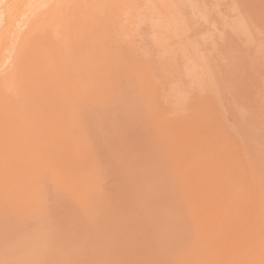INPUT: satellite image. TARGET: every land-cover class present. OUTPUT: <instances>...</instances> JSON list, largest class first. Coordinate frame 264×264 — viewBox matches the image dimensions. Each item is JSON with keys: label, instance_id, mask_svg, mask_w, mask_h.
I'll use <instances>...</instances> for the list:
<instances>
[{"label": "rangeland", "instance_id": "rangeland-1", "mask_svg": "<svg viewBox=\"0 0 264 264\" xmlns=\"http://www.w3.org/2000/svg\"><path fill=\"white\" fill-rule=\"evenodd\" d=\"M99 1L101 2L99 3ZM99 1L95 0V3L94 0L90 2H88V0H0V16H2V23H0V41L2 40L0 42V109L2 108L0 110V146L2 145V147H0V158H2L0 160V183H2L0 185L2 186L0 188V251H3L0 252V264H51L53 262L54 264L63 262H65L63 264H68V262L71 261L70 259L75 255L77 258L74 257L70 264H72V262L73 264H82L84 262V264H87V262L93 264L91 262L94 261L96 264H139V261L140 264H264V0ZM92 3L95 4L92 5ZM257 3L259 4L257 5ZM95 5L97 10L94 8ZM77 6H79L80 9H78ZM87 6L89 7L88 10L85 9ZM75 7L79 11H73ZM91 7L94 8L92 11ZM229 7H231V10ZM83 9L84 11H82ZM84 13L87 15H84ZM70 14H73V16L68 17ZM83 15L85 19H83ZM11 17L13 18L10 19ZM80 18H82V20ZM4 20L7 21L3 23ZM70 20L79 21V24L78 22L77 24L73 22L77 26L74 27L75 25H73V28H71L70 25L73 23L71 24ZM85 20L87 21L85 22ZM79 34L80 36H78ZM78 38L79 42L77 40ZM5 108H7V110H5L6 112L3 110ZM133 110L137 112L136 115ZM122 112H125L123 113L125 115L128 113L126 117H130V120L134 117L132 119L134 126L132 121L131 123L130 121H126L127 125L130 123L129 126L126 124L124 125L122 119L126 120L127 118L123 116ZM130 114L131 116H129ZM132 114L134 116H132ZM155 114L157 116L159 114V118L155 116V119L158 118L160 120L157 119L155 121ZM145 116L150 117L146 118ZM112 117L118 119L115 120ZM205 117H207V121ZM161 118L164 119L162 120ZM136 119L139 123L136 122ZM110 121H112V123ZM145 122L148 123L145 124ZM173 122L175 124L174 128H172L173 125H170ZM205 122L207 126L204 124ZM150 123H154V125ZM108 124L112 128L108 126ZM184 124L187 125L186 129ZM198 124H200V126ZM130 125L133 127V130L131 129L132 127L130 128ZM137 125L139 127H137ZM164 125L167 126L165 127ZM114 126H117V128ZM125 126H127L128 129ZM201 126L203 127L201 128ZM119 127L120 130L125 128L123 130H126L127 133L129 132L128 134L123 132L127 135L123 138L128 140L127 137L129 136V140H133L135 143L129 142L128 140L125 143L129 142L130 144H125V140L123 141L121 137L124 134L121 133L120 135ZM148 127L151 128L149 129ZM156 127H160V129H156ZM135 128H137V130H135ZM152 128H154L156 132L160 130L158 132L159 135ZM164 129H166L165 132ZM207 129H209V132ZM114 130L118 132L117 135ZM145 130H147V132ZM149 130L151 133L148 132ZM203 130H205L206 134L209 133L207 138H211L203 140L202 138L206 137V135L202 137V134H205ZM190 131L193 132L190 133ZM186 132L187 135L190 136L189 138H186L188 137L187 135L185 137ZM130 133L136 136L131 139ZM141 133L143 135H141ZM177 133L179 135H177ZM182 134L183 136H180ZM101 135L102 137H100ZM106 135L107 137H105ZM110 135L112 137H109ZM118 135H120L124 143H122L123 146L126 147L127 145L128 148H121L120 145L116 146V142L120 140ZM156 135L158 137H156ZM143 136L146 137L147 140H145ZM192 136L193 139L195 138V141L193 140L194 147L191 146ZM135 137L139 138L134 139ZM174 137L175 141L172 140ZM10 138L13 141H11ZM111 138L117 139H115L114 142ZM6 140L11 142L9 143ZM15 140L18 143L15 144ZM102 140L105 141L103 142ZM138 140L142 141L139 142ZM152 140L158 143L154 142V145ZM163 140L166 142H161ZM181 140L184 142L186 141V145L184 142L182 143ZM206 140H209V145L204 143ZM216 141H219L220 144L222 141L224 145H220L219 142ZM5 142L6 144L8 143V147L4 144ZM187 142L189 143L188 145ZM197 142H200L203 146L196 144ZM132 143L134 145H132ZM138 143L141 144L139 145ZM212 143L216 145L217 148H214ZM160 144H162V146H159ZM177 144L179 147H177ZM157 145L158 150H156ZM211 145H213L217 155L214 154L213 148L209 147ZM198 146L201 148L200 150H203L205 147V151H203L205 154V156H203L204 158H199L202 157L203 154ZM249 146L252 151L249 149ZM6 147L7 149L5 150ZM134 147H137V151ZM146 147L150 149L148 150ZM253 147L255 149H252ZM115 148H119V152L124 149L121 153L125 154V156L127 153L124 152L127 151L129 154L132 152V158H129L130 155L128 156V154V157L123 156V154H120ZM188 148L194 149L190 150ZM144 149L146 151H144ZM174 149H176V151L178 149V151H173ZM131 150H134V152ZM157 151L164 154L158 153ZM193 151L195 154H192ZM196 151H198V153L200 151L201 154H197ZM137 152H139V155ZM170 153L175 156L177 155L176 157H179V160L180 157H183L182 161H184V164L182 162L178 163V158L173 157L174 155ZM209 153L212 154L210 155ZM117 154L119 155L117 156ZM150 154L155 160L160 157L158 162H162L161 165L163 166L161 167L160 163L155 162L154 159L152 160ZM178 154L182 155L179 156ZM191 154L193 156H190ZM207 154L210 155V159ZM167 155H169L171 159H169ZM195 155L197 157H195ZM212 155H216L217 157L213 156L214 158L216 157V159L211 158ZM124 157L126 160L127 158L131 159V162L133 160V162L129 163V160L126 161ZM192 157L195 158L192 159ZM220 158L222 159V164H219L221 163L219 161ZM137 159H139L137 163H134ZM186 159L188 160V165L186 164ZM194 159L195 164L193 163ZM202 160L204 162L205 160L207 161L204 163ZM209 160L212 163H210ZM139 161L145 163L141 165ZM126 163L128 165L134 164L133 166L135 168H133V166H127ZM207 163H210V165ZM138 164L140 168H143V166L144 168L147 167L146 170L148 171L143 168L146 174L141 173L142 168L140 169ZM146 164L150 165L147 166ZM153 166L158 169V172L156 170L158 176L154 175L155 169ZM159 166L161 168L160 172L163 175L159 172ZM210 166L212 167L211 169ZM123 167L131 169L127 170ZM190 167L191 169H189ZM205 167H209V173ZM70 169L71 172L69 171ZM74 169L80 172L82 171L85 175L83 176L82 174L81 177V173L76 170L74 171ZM85 170H87L88 176H86L87 173ZM123 170L126 172L128 171L129 174L125 175L126 172ZM60 171H65L67 175H64V172L61 173ZM75 172L80 173L78 174L80 177H78ZM120 172L124 174L122 173L120 175ZM70 173H74V175ZM131 173L135 174V180L131 178ZM11 174L12 176H10ZM117 174L120 176L125 175L126 177H120ZM150 174H152V176H150ZM85 176L86 178H92L93 181L89 179L92 181L89 182V180H87L88 178L86 179ZM127 176L128 178L130 177L129 180L126 179ZM143 176H146L148 183L144 182ZM192 176L193 178H191ZM1 177L5 178V181L7 180L6 184H3L4 179H1ZM68 177L72 179H68ZM77 177L78 179L80 178V183L81 180L83 183L87 180L94 188L96 187V190L92 191L93 187L88 185V187L91 186L90 189H92L85 191L86 186L82 183L84 192L88 191L89 193L92 191L90 194L96 192L93 193V196L92 194L90 195L92 200L95 199L98 201L100 198V202L96 201L97 204L94 202L93 205L91 204L92 206L90 205L94 207L95 204L96 211L93 210L96 212H94L95 214H93V211L91 212L92 208L90 209L87 205L88 202L91 203L95 200L89 201L86 199L90 197L83 191V194H78L79 190L82 189V184H80L81 187L80 189L78 188V190L76 184L79 182L77 183L78 179H75ZM140 177L143 179L140 180ZM177 178L179 181H177ZM211 178H213L215 182L212 181L213 179ZM131 179L136 183L140 180L138 184L141 186H135L138 188L140 187V190L131 186L137 184L128 183L129 181L133 182ZM180 179L181 181L185 179V181H188L185 183V181L181 182ZM189 179H191L192 182ZM194 179L196 182L193 183V181H195ZM209 180L213 182L214 185L211 184L213 186L207 184L212 183ZM58 182L62 184V186L57 184ZM70 182L71 184H68ZM140 182L146 183V185L151 188L142 186L143 183ZM189 182L192 184H189ZM125 183L130 184L131 187H128V184L127 187L128 189L131 188V191H133V188L135 191L138 190V192H132L131 194L136 195L140 192V195L137 194L139 198L142 196V198L145 199L143 200L141 198L137 200L139 199L137 196H127L128 189H126V185L123 186ZM204 183L208 185L206 188L211 186V190L206 189ZM215 183H217L216 185L219 184L218 186L222 189L224 196L221 195L220 190L217 191V194L223 198L214 194L217 190L215 189L217 187ZM95 184H98L100 188ZM202 184L203 188L201 187ZM56 185H60V188L56 187ZM71 185L73 187H71ZM188 185L190 187H186ZM198 185L201 187L199 191H197L199 188ZM122 186L124 187V191L123 189L122 191L120 190ZM177 186L181 187L178 188ZM193 186H195V188H193ZM214 186L215 188H213ZM74 187L76 189H74ZM167 187L172 188V193L169 188V192L165 190ZM5 188L9 194L5 191ZM9 188L13 189L9 190ZM141 188L142 190L146 188L148 190L150 189L149 191L146 190L150 195H153L154 192L157 191L155 194L157 196L156 200L159 199L161 202L158 200L156 204L152 201L155 200V195L152 196V200H149L150 196L148 197V194H145L147 193L146 191H142L146 197L141 195ZM152 188H154L155 191ZM175 188L176 193L174 192ZM67 189L71 190L68 192ZM75 190H77V193L73 192ZM185 190L187 191L185 192ZM206 190L212 192L209 193L212 195L208 194V197L210 196L209 200L206 193L208 191ZM120 191L126 192L125 195L120 193ZM150 191L154 192L151 194ZM200 192L202 193V196L200 195L201 197L197 196ZM2 193L5 194L3 195ZM65 193L67 194L65 195ZM204 193H206L205 196L207 199L203 196ZM161 194H164L163 196L165 197L162 198L163 196ZM178 194L182 196L178 197ZM226 194H228L227 197ZM78 195H81L83 199ZM166 195L171 196V200L169 196L166 197ZM60 196H66V198L63 197L65 198L63 200ZM125 196L131 199H126ZM184 196L186 199L183 203L182 199H184ZM216 196L217 198L215 199ZM69 197L71 198L70 200ZM75 197L80 198L81 200H77L81 202L79 203ZM123 197L126 201H124ZM176 197L180 198L182 205L184 204L183 206H181L180 200V203H178V198ZM16 198L19 201L16 200ZM227 198L229 200H227ZM7 199H11L10 202ZM146 199L149 202H146ZM161 199L165 200L166 203L168 202L167 207L170 205L168 207L170 210H167L165 202ZM214 199L218 202L213 201ZM221 199L222 201H219ZM67 200L68 202L66 203ZM71 200L72 202L75 201V204L77 203V207L75 205L72 206L73 204L69 202ZM130 200L133 201V204ZM32 201L36 202L32 203ZM39 201H41L42 203L40 202V204L44 206L42 207L43 210L39 208L41 206ZM226 201H230L229 203L232 206L229 203L227 205ZM136 202L138 204H136ZM152 202H154L155 205L152 204ZM207 202H209V205ZM62 203H64V205ZM69 203L70 205L68 206L71 207H69L68 210L66 204ZM81 203L84 204V206ZM213 203H216L215 206L217 208L220 205L219 210H222V212L216 207L213 210ZM162 204H164V207ZM31 205H38L39 207H37V209L41 210V213H39L40 211L37 213L38 210L34 209L36 206L33 208ZM142 205L146 206L143 207ZM210 205L212 211H210ZM221 205L222 207L223 205L227 206L226 208H222ZM136 206L138 208H136ZM81 207L85 208L81 210ZM87 208H89L91 213L85 211ZM59 209L65 212L61 213L58 211ZM105 209L109 211V214ZM135 209H137V213L139 214H135ZM223 210L226 211L223 212ZM82 211H84L85 214L94 215L91 217L87 214L88 218L92 220L90 221L92 222V224L90 223L91 227L89 226V220H84L85 218L87 219V217H84ZM21 212H24L26 215L23 214L25 216H22L21 214V216H19L18 214ZM29 212L31 213L28 214ZM32 212H34V214ZM216 212L220 215L218 213L216 214ZM64 214L70 218L62 217ZM133 214L134 217L131 216ZM194 214L201 219L198 220ZM29 215L32 216V218ZM184 215L189 218H187L188 220L192 221L187 223L188 220L185 219L186 217H184ZM226 215L230 217H224ZM17 216H19L20 219L25 217L24 219L26 220H19ZM60 216L63 220H66V223L69 220H73L74 218H72V216H75L73 220L75 223L70 221L67 225L69 226L72 222L73 225H71L74 226L75 224L76 227L77 223V231L74 229L75 227H68L65 225L66 223L63 224L64 221H61L62 218ZM59 217L61 218L60 220L58 219ZM78 217L83 218L80 219V224L78 222ZM129 217L132 219H129ZM216 217H218L219 221ZM183 218L186 220V224L185 222L183 224ZM76 219L78 220L76 221ZM220 219L222 221H220ZM228 219L232 224L228 223ZM205 220L207 222H205ZM57 221H60L59 226L62 224L60 227ZM82 221L86 224L84 225ZM106 222L110 224H106ZM211 222H215L212 223L214 226L211 225ZM189 223L194 224H191L192 227H194L192 228ZM216 223L220 225L218 224L219 226H216ZM227 223L228 225L230 224L229 227ZM224 224H226L227 229L223 227ZM63 225L67 226L68 229L67 227H63ZM211 226L212 228H210ZM51 227H55V231L57 230V232H55L53 228L51 229ZM62 227L63 230L65 228L67 230H64L65 232L61 231ZM125 227H130V229ZM58 228H60V232ZM82 228L86 230L83 231L81 230ZM185 228L187 230H185ZM69 230L70 232L75 230L78 235L83 231L81 239L84 238L85 244L88 240L87 245L84 247L83 240L79 238L80 236L77 237V244L73 240L74 237V239H77V234L75 235V231H73L74 237L72 238L70 237L71 233L68 232ZM78 231L81 232L79 233ZM85 231H89L90 233H88L92 237L87 236ZM119 231L122 232L119 233ZM61 232L64 236H62L63 234ZM171 232L175 233L171 234ZM110 233H114V235L108 236ZM10 234L15 235L10 237ZM178 234L180 235L178 236ZM66 235L68 241L66 240ZM184 235L185 237H181ZM58 236L62 237L58 238ZM63 237L65 240H62L64 239ZM25 238L28 240L27 243ZM54 238L58 241L54 240L58 246L60 244V249L58 246H53V243L49 244L50 242H54ZM48 239L49 243H46L45 240L47 241ZM100 239L103 241L101 242ZM113 239H116V241ZM167 239L168 241H166ZM112 241L114 242L112 243ZM172 241L174 243H172ZM19 242L24 246L19 247ZM44 243L48 246L46 247ZM69 243L70 245H68ZM107 243L109 244L106 245ZM158 244L160 248H158ZM61 245L64 246L65 250ZM110 245H113V247ZM115 245L118 250L115 249ZM25 246H28V248H25ZM50 246L52 247L51 250L53 248L56 250L53 249L55 251H51ZM2 248L4 250L7 248L5 250L6 252ZM23 248L29 253L25 252ZM46 248L47 250H45ZM84 248L86 249L84 250ZM108 248L109 251H112L111 253L108 251ZM87 249L92 250L91 253H89L90 251L85 252L84 255L83 252L80 251H86ZM9 250L10 254L7 252ZM13 250L17 254L14 253ZM62 250L63 253L61 252ZM76 250H79L82 254L78 253L79 251ZM25 253H27L28 257ZM44 253H46V255ZM8 254L11 257L8 256ZM57 254L60 257H58ZM88 254H90V258ZM31 255L33 256L32 258ZM41 255H44L43 258ZM81 256H86V258H82ZM91 256L94 261L90 260ZM44 257L47 262L44 261ZM54 257L56 262L50 260L54 259ZM61 257H63V259ZM87 257L91 262L88 261ZM14 258L15 260H13ZM78 258H80V260ZM150 258L151 260H149ZM74 259H76L75 262ZM41 260L42 262H40ZM49 260L50 262L48 263ZM57 260L61 262L58 261L57 263Z\"/></svg>", "mask_w": 264, "mask_h": 264}, {"label": "bare ground", "instance_id": "bare-ground-1", "mask_svg": "<svg viewBox=\"0 0 264 264\" xmlns=\"http://www.w3.org/2000/svg\"><path fill=\"white\" fill-rule=\"evenodd\" d=\"M90 1H91V0H90ZM90 1L88 0V2H90ZM97 1H99V0H97ZM102 1H103V0H102ZM105 1H106V0H105ZM113 1H114V0H113ZM187 1H188V0H187ZM190 1H191V0H190ZM94 2H95V0H94ZM100 2H101V1H99V3H100ZM121 2H122V1H121ZM2 3H3V2H2ZM95 3H96V2H95ZM95 3H92V5L95 4ZM99 3H98V4H99ZM109 3H110V1H109ZM113 3H114V2H113ZM118 3H119V2H118ZM122 3H123V2H122ZM103 4H104V3H103ZM258 4H259V3H257V5H258ZM240 5H241V3H240ZM260 5H261V4H260ZM90 6H91V5H90ZM131 6H132V5H131ZM235 6H236V5H235ZM80 7H81V6H80ZM77 8L80 9L79 6H77ZM84 8H85V7H84ZM88 8H89V7L87 6V8H85V9L88 10ZM91 8H92V7H91ZM94 8H96V5H95ZM94 8H92L91 11H92ZM122 8H123V7H122ZM124 8H125V7H124ZM198 8H199V7H198ZM230 8H231V7H229V9H230ZM240 8H241V7H240ZM78 9H76V7H75V10H73V11H76V10L79 11ZM257 9H258V8H257ZM17 10H18V9H17ZM96 10H97V8H96ZM118 10H120V9H118ZM118 10H117V11H118ZM230 10H231V9H230ZM82 11H84V9H83ZM94 11H95V10H94ZM9 12H10V11H9ZM89 12H90V9H89ZM95 12H97V11H95ZM203 12H204V11H203ZM212 12H213V11H212ZM2 13L5 14L4 12H2ZM72 13H73V12H72ZM75 13H76V12H75ZM79 13H81V12H79ZM79 13H78V14H79ZM90 13H91V12H90ZM90 13H89V14H90ZM92 13H93V12H92ZM97 13H99V12H97ZM195 13H196V12H195ZM73 14H74V13H73ZM73 14H72V15H71V14L68 15V17L73 16ZM81 14H82V13H81ZM89 14H88V15H89ZM209 14H210V13H209ZM74 15H75V14H74ZM76 15H77V14H76ZM84 15H87V14L84 13ZM84 15H83V16H84ZM92 15H93V14H92ZM210 15H211V14H210ZM4 16H5V15H4ZM8 16H9V15H8ZM10 16H11V15H10ZM89 16H91V15H89ZM199 16H200V15H199ZM13 17H14V16H13ZM13 17H11L10 19H12ZM68 17H67V18H68ZM93 17H94V16H93ZM6 18H7V17H6ZM89 18H91V17H89ZM97 18H98V17H97ZM1 19H2V16H0V23H2V22H1L2 20H1ZM3 19H4V17H3ZM76 19H78V18H76ZM80 19L82 20V18H80ZM83 19H85V16H84ZM184 19H185V18H184ZM201 19H202V18H201ZM203 19H204V18H203ZM208 19H209V18H208ZM67 20H68V19H67ZM87 20H88V19H87ZM87 20H85V22H86ZM211 20H212V19H211ZM5 21H7V20H4L3 23H5ZM70 21H71V20H70ZM95 21H96V20H95ZM73 22H74V23L76 22L75 24H77V22H78V24H79V21H75V20H73V21H71V24H72ZM81 22H82V21H81ZM69 23H70V22H69ZM74 23H73L72 25L69 24V25L71 26V28H73V25H75ZM83 23H84V22H83ZM226 23H227V22H226ZM6 24H7V22H6ZM80 24H81V23H80ZM88 24H89V23H88ZM3 25H4V24H3ZM81 25H82V24H81ZM86 25H87V24H86ZM230 25H231V24H230ZM4 26H5V25H4ZM70 26H69V27H70ZM76 26H77V25H75L74 27H76ZM87 26H88V25H87ZM211 26H212V25H211ZM6 27H7V26H6ZM85 27H86V26H85ZM221 27H222V26H221ZM235 27H236V26H235ZM7 28H8V27H7ZM71 28H70V30H71ZM230 28H231V27H230ZM76 29H77V28H76ZM242 29H243V28H242ZM73 31H74V30H73ZM90 31H91V30H90ZM5 32H6V31H5ZM48 32H49V31H48ZM78 32H79V31H78ZM258 32H259V31H258ZM49 33H50V32H49ZM243 33H244V32H243ZM2 34H3V33H2ZM87 34H88V33H87ZM87 34H86V35H87ZM116 34H117V33H116ZM205 34H206V33H205ZM207 34H208V32H207ZM252 34H253V33H252ZM74 35H75V34H74ZM86 35H85V36H86ZM111 35H112V34H111ZM216 35H217V34H216ZM262 35H263V34H262ZM1 36H2V35H1ZM3 36H4V34H3ZM75 36H77V35H75ZM78 36H80V34H79ZM115 36H116V35H115ZM240 36H241V35H240ZM253 36H254V35H253ZM206 37H207V35H206ZM235 37H236V36H235ZM81 38H82V37H81ZM112 38H113V37H112ZM216 39H217V38H216ZM219 39H220V38H219ZM259 39H260V38H259ZM75 40H76V39H75ZM77 40H78V42H79V38H78ZM82 40H83V39H82ZM113 40H114V39H113ZM115 40H116V39H115ZM1 41H2V40H1ZM1 41H0V42H1ZM72 41H73V40H72ZM78 42H77V43H78ZM86 42H87V41H86ZM116 42H117V41H116ZM195 42H196V41H195ZM42 43H44V42H42ZM198 43H199V42H198ZM79 44H80V43H79ZM82 44H83V43H82ZM95 44H96V43H95ZM111 44H112V43H111ZM97 45H98V44H97ZM97 45H96V47H97ZM102 45H103V44H102ZM102 45H101V46H102ZM105 45H106V44H105ZM196 45H197V44H196ZM214 45H215V44H214ZM42 46H43V45H42ZM69 46H70V44H69ZM89 46H90V45H89ZM120 46H121V45H120ZM199 46H200V45H199ZM67 47H68V46H67ZM90 47H91V46H90ZM109 47H110V46H109ZM114 48H115V47H114ZM116 48H117V47H116ZM122 48H123V47H122ZM124 48H125V46H124ZM43 49H44V47H43ZM92 49H93V48H92ZM94 49H95V48H94ZM122 50H124V49H122ZM243 50H244V49H243ZM109 51H110V50H109ZM199 51H200V50H199ZM211 51H212V50H211ZM130 53H131V52H130ZM110 54H111V52H110ZM112 54H113V53H112ZM162 54H163V53H162ZM202 54H203V53H202ZM102 55H103V54H102ZM102 55H100V56H102ZM132 55H133V54H132ZM200 55H201V54H200ZM228 55H229V54H228ZM259 55H260V54H259ZM106 56H107V55H106ZM128 56H129V55H128ZM110 57H111V56H110ZM204 57H205V56H204ZM258 57H259V56H258ZM258 57H257V58H258ZM119 58H120V57H119ZM242 58H243V57H242ZM124 60H125V59H124ZM128 60H129V59H128ZM212 61H213V60H212ZM174 62H175V60H174ZM246 62H247V61H246ZM253 62H254V61H253ZM113 63H114V62H113ZM175 63H176V62H175ZM250 63H251V62H250ZM179 64H180V63H179ZM166 65H167V64H166ZM232 65H233V64H232ZM188 66H189V65H188ZM190 67H191V65H190ZM198 67H199V66H198ZM257 67H258V66H257ZM188 69H189V68H188ZM128 73H129V72H128ZM123 74H124V73H123ZM190 74H191V72H190ZM191 75H192V74H191ZM234 75H235V74H234ZM192 76H193V75H192ZM194 76H195V75H194ZM131 77H132V76H131ZM132 78H133V77H132ZM193 78H194V77H193ZM208 78H209V77H208ZM229 78H230V77H229ZM197 79H198V78H197ZM237 79H238V78H237ZM199 80H200V79H199ZM120 81H122V80H120ZM197 82H198V80H197ZM255 83H256V82H255ZM116 84H117V83H116ZM198 84H199V83H198ZM209 86H210V84H209ZM236 86H237V85H236ZM122 88H123V87H122ZM244 88H245V87H244ZM119 89H120V88H119ZM168 89H169V88H168ZM208 89H209V88H208ZM229 91H230V90H229ZM219 93H220V92H219ZM84 95H85V94H84ZM220 95H221V94H220ZM235 95H236V94H235ZM92 98H93V97H92ZM210 98H211V97H210ZM79 99H80V98H79ZM70 100H71V99H70ZM145 100H146V99H145ZM145 100H144V101H145ZM237 100H238V99H237ZM72 101H74V100H72ZM84 101H85V100H84ZM135 101H136V100H135ZM70 102H71V101H70ZM79 102H80V101H79ZM74 103H76V102H74ZM74 103H73V104H74ZM77 103H78V102H77ZM83 103H84V102H83ZM146 103H147V102H146ZM213 103H214V102H213ZM124 104H125V103H124ZM147 104H148V103H147ZM150 104H151V103H150ZM143 105H144V104H143ZM141 106H142V105H141ZM5 107H6V106H5ZM131 107H132V106H131ZM143 107H144V106H143ZM147 107H148V106H147ZM149 107H150V106H149ZM91 108H92V107H91ZM102 108H103V106H102ZM135 108H136V107H135ZM1 109H2V108H1ZM1 109H0V110H1ZM115 109H116V108H115ZM130 109H131V108H130ZM130 109H129V110H130ZM140 109H141V108H140ZM145 109H146V107H145ZM259 109H260V108H259ZM3 110L5 111V110H7V108H5V109H3ZM97 110H98V109H97ZM134 110H136V109H134ZM134 110H133V112H134ZM137 110H138V109H137ZM143 110H144V109H143ZM4 111H3V112H4ZM95 111H96V110H95ZM115 111H116V110H115ZM115 111H114V113H115ZM131 111H132V109H131ZM146 111H147V110H146ZM150 111H151V110H150ZM3 112H2V113H3ZM5 112H6V111H5ZM127 112H128V111H127ZM133 112H131V113H133ZM139 112H140V111H139ZM143 112H144V111H143ZM97 113H98V112H97ZM123 113H125V112H122V114H123ZM128 113H129V112H128ZM128 113H126V115L123 114V116L126 117V116L128 115ZM134 113H135V115H136L137 112L135 111ZM134 113H133V114H134ZM133 114H132V116H134ZM140 114H141V112H140ZM148 114H149V112H148ZM99 115H101V114H99ZM115 115H116V114H115ZM117 115H118V113H117ZM137 115H138V114H137ZM208 115H209V114H208ZM129 116H131V114H130ZM140 116H142V115H140ZM147 116H148V115H147ZM155 116H157V115H156V114L154 115V119H155ZM203 116H204V115H203ZM0 117H1V115H0ZM145 117H146V116H145ZM149 117H150V116H149ZM149 117H146V118H149ZM157 117L159 118V114H158ZM112 118H114V117H112ZM123 118H124V117H123ZM126 118H127V117H126ZM126 118H125V119H126ZM129 118H130V117H129ZM129 118H127L126 120H123V119L121 118V119H122V122L124 123V125H125L128 121H130V123H131V121H132V124L134 123L133 120H132L134 117H132L131 120H130ZM136 118H137V117H136ZM141 118H142V117H141ZM158 118H157V119H158ZM206 118H207V117H205V120H206ZM210 118H211V117H210ZM103 119H104V118H103ZM108 119H110V118H108ZM114 119H115V118H114ZM116 119H118V118H116ZM116 119H115V120H116ZM121 119H120V121H121ZM128 119H129V120H128ZM152 119H153V118H152ZM157 119H155V121H156ZM161 119H162V118H161ZM163 119H164V118H163ZM163 119H162V120H163ZM197 119H198V118H197ZM203 119H204V118H203ZM136 120H137V119H136ZM136 120H135V121H136ZM144 120H146V119H144ZM144 120H143V121H144ZM158 120H160V119H158ZM198 120H200V119H198ZM207 120H208V119H207ZM207 120H206V121H207ZM209 120H210V119H209ZM105 121H106V120H105ZM124 121H125V122H124ZM126 121H127V122H126ZM153 121H154V120H153ZM195 121H197V120H195ZM110 122L112 123V121H110ZM114 122H115V121H114ZM118 122H119V121H118ZM136 122L139 123L138 120H137ZM148 122H149V121H148ZM148 122H145V124L148 123ZM158 122H159V121H158ZM186 122H187V121H186ZM192 122H193V121H192ZM201 122H202V121H201ZM201 122H200V123H201ZM209 122H210V121H209ZM115 123H116V122H115ZM123 123H121V124H123ZM130 123H128V125H127V124H126V125L129 126ZM137 123H136V124H137ZM156 123H157V122H156ZM156 123H155V124H156ZM161 123H163V122H161ZM165 123H166V122H165ZM196 123H198V122H196ZM132 124H131V125H132ZM145 124H142V125H145ZM150 124H153V125H154V123H150ZM204 124L206 125V122H205ZM106 125H107V124H106ZM113 125H114V124H113ZM119 125H120V124H119ZM131 125H130V128L132 127ZM138 125H139V124H138ZM138 125H137V127H139ZM159 125H160V124H159ZM161 125H162V124H161ZM170 125H173L172 128H174V125H175V124H174V122H173V123L170 124ZM194 125H195V123H194ZM198 125L200 126V124H198ZM202 125H203V123H202ZM208 125H209V124H208ZM100 126H101V124H100ZM108 126H110V125L108 124ZM122 126H123V125H122ZM122 126H121V127H122ZM127 126H125V127H127ZM133 126H134V124H133ZM140 126H141V125H140ZM146 126H148V125H146ZM149 126H150V125H149ZM164 126H165V125H164ZM166 126H167V125H166ZM166 126H165V127H166ZM181 126H182V125H181ZM184 126H185V129H186V126H187V125L184 124ZM188 126H189V125H188ZM191 126H192V124H191ZM195 126L197 127V125H195ZM203 126H204V125H203ZM203 126H201V128H202ZM206 126H207V125H206ZM206 126H205V127H206ZM110 127H111V126H110ZM114 127L117 128V126H114ZM114 127H113V129H114ZM123 127H124V126H123ZM161 127H162V126H161ZM175 127H176V126H175ZM182 127H183V126H182ZM205 127H204V129L206 130ZM111 128H112V127H111ZM116 128H115V129H116ZM142 128H143V127H142ZM142 128H140V129H142ZM148 128L150 129L151 127H148ZM148 128H145V129H148ZM154 128H155V126H154ZM154 128H152V129H154ZM158 128L160 129V127H156V129H158ZM167 128H168V127H167ZM167 128H166V129H167ZM169 128H170V126H169ZM187 128H188V127H187ZM209 128H210V127H209ZM105 129H106V128H105ZM107 129H108V128H107ZM113 129H112V130H113ZM123 129H125V128H122V130H123ZM127 129H128V127H127ZM131 129L133 130V127H132ZM138 129H139V128H138ZM166 129H164V132H165ZM177 129H178V128H177ZM190 129H191V128H190ZM199 129H200V128H199ZM108 130H109V129H108ZM108 130H107V131H108ZM119 130H120V127H119ZM122 130H120V132H119L120 135H121V133H123V132L127 133L126 130H125V131H124V130L122 131ZM135 130H137V128H135ZM135 130H134V133H135ZM143 130H144V129H143ZM161 130H162V129H161ZM167 130L170 131L169 129H167ZM178 130H179V129H178ZM193 130H194V128H193ZM201 130H202V129H201ZM201 130H200V131H201ZM205 130H203V131L205 132ZM95 131H96V130H95ZM101 131H102V130H101ZM103 131H104V129H103ZM121 131H122V132H121ZM140 131H141V130H140ZM140 131H138V132H140ZM145 131L147 132V130H145ZM154 131H155V129H154ZM159 131H160V130H158V132H159ZM173 131L175 132L174 129H173ZM198 131H199V130H198ZM207 131L209 132V129H207ZM112 132H113V131H112ZM114 132H115V130H114ZM130 132H131V130H130ZM143 132H144V131H143ZM143 132H142V133H143ZM148 132H150V130H149ZM152 132H153V131H152ZM155 132H156V131H155ZM158 132H156V133H158ZM161 132H162V131H161ZM177 132H178V131H177ZM192 132H193V131H190V133H192ZM97 133H100V132H97ZM103 133H104V132H103ZM106 133H107V132H106ZM106 133H105V134H106ZM115 133H116V135L118 134L117 131H116ZM128 133H129V132H128ZM128 133H127V134H128ZM142 133H141V135H143ZM150 133H151V132H150ZM150 133H149V135H150ZM166 133H167V132H166ZM168 133H169V132H168ZM172 133H173V132H172ZM190 133H189V134H190ZM196 133H198V132H196ZM101 134H102V133H101ZM113 134H114V133H113ZM123 134H124V133H123ZM130 134H131V133H130ZM137 134L140 135L139 133H137ZM147 134H148V133H147ZM194 134H195V133H194ZM208 134H209V133H208ZM208 134H206V132H205V134L203 133V134H202V135H203L202 137H205V135H206V137H205V138H202V139H203V140L206 139ZM120 135H118L119 138H120ZM158 135H159V133H158ZM162 135H163V134H162ZM169 135H170V133H169ZM171 135H172V134H171ZM174 135H175V134H174ZM177 135H179V134L177 133ZM186 135H187V132L185 133V137H186ZM190 135H191V134H190ZM211 135H212V134H211ZM250 135H251V134H250ZM125 136H127V135L124 134V135L121 136V137L123 138V137H125ZM134 136H136V135H135V134L133 135V133H132V134H131V139H132ZM147 136H148V135H147ZM150 136H151V135H150ZM180 136H183V134L180 135ZM180 136H179V137H180ZM187 136H188V135H187ZM215 136H216V135H215ZM100 137H102V135H101ZM105 137H107V135H106ZM109 137H112V136L110 135ZM128 137H129V136H128ZM128 137H127V139L129 140ZM143 137H144V136H143ZM143 137H141V138H143ZM151 137H152V136H151ZM156 137H158V136L156 135ZM189 137H190V136H188V137H186V138H189ZM194 137H197V136H194ZM249 137H250V136H249ZM249 137H248V138H249ZM254 137H255V136H254ZM103 138H104V137H103ZM117 138H118V137H117ZM117 138H115V139H117ZM119 138H118V139H119ZM136 138H137V137H135L134 139H136ZM138 138H139V137H138ZM138 138H137V139H138ZM144 138H145V140H147L146 137H144ZM147 138H148V137H147ZM149 138H150V137H149ZM180 138H181V137H180ZM191 138H192V145H191V143H190V145L193 146V142L195 141V138L193 139V136H192ZM209 138H211V137H209ZM209 138H207V139H209ZM212 138H214V137H212ZM246 138H247V137H246ZM10 139H11V138H10ZM100 139H102V138H100ZM111 139H112L113 141L115 140V139H113V138H111ZM176 139H177V137H176ZM182 139H183V137H182ZM200 139H201V137H200ZM200 139H199V140H200ZM221 139H222V138H221ZM221 139H220V140H221ZM106 140H107V139H106ZM109 140H110V139H109ZM124 140H125V138H123V141H124ZM128 140H125L124 143L127 142ZM145 140H143V141H145ZM150 140H151V138H150ZM166 140H167V139H166ZM172 140L175 141V137H174ZM188 140H189V139H188ZM190 140H191V139H190ZM193 140H194V141H193ZM203 140H202V141H203ZM210 140H211V139H210ZM213 140H214V139H213ZM223 140H224V139H223ZM223 140H222V141H223ZM6 141H8V142L10 143V142L13 141V140L11 139V141H9V140H6ZM15 141H16V140H15ZM102 141H103V140H102ZM104 141H105V140H104ZM104 141H103V142H104ZM113 141H110V142H113ZM119 141H120L121 144L123 143V141H122L121 138H120ZM119 141H117V142L119 143ZM121 141H122V142H121ZM134 141H135V140H134ZM138 141L140 142V141H142V140H138ZM167 141H168V140H167ZM181 141H182V143L184 142L183 140H181ZM186 141H187V139H186ZM186 141H185V142H186ZM208 141H209V140H208ZM208 141L206 140V142L204 141V143H207V145H209V144H208V143H209ZM211 141H212V140H211ZM211 141H210V144H211ZM222 141H221V144L223 143ZM20 142H21V141H20ZM114 142H115V141H114ZM117 142H116V146H119V145H120L121 148H126L127 145H128V143H129V142H133V140H132V141L129 140L128 143H125V144H127L126 147L123 146L124 143L121 145L120 143L118 144ZM145 142H146V141H145ZM152 142H153V140H152ZM154 142H155V143H158L157 141H154ZM154 142H153V144L155 145ZM161 142L164 143V142H166V141L163 140V141H161ZM185 142H184V143H185ZM190 142H191V141H190ZM214 142H215V141H214ZM216 142H219V141H216ZM16 143H18V142L16 141L15 144H16ZM22 143H25V142H22ZM108 143H109V141H108ZM133 143H135V142H133ZM133 143H132V145H134ZM136 143H137V141H136ZM143 143H144V142H143ZM143 143H142V144H143ZM146 143H147V142H146ZM149 143H150V142H149ZM176 143H177V141H176ZM182 143H181V144H182ZM201 143H202V142H201ZM4 144H6V142H5ZM25 144H26V143H25ZM129 144H130V143H129ZM138 144H139V143H138ZM140 144H141V143H140ZM140 144H139V145H140ZM144 144H145V143H144ZM165 144H167V143H165ZM168 144H169V143H168ZM174 144H175V142H174ZM181 144H180V145H181ZM188 144H189V143L187 142V145H188ZM196 144L199 145L200 142H197ZM202 144H203V143H202ZM212 144H213V143H212ZM217 144H218V143H217ZM219 144H220V142H219ZM221 144H220V145H221ZM7 145H8V143L6 144V146H7ZM11 145H12V144H11ZM90 145H92V144L90 143ZM106 145H107V143H106ZM108 145H110V144H108ZM150 145H151V143H150ZM182 145H183V144H182ZM185 145H186V143H185ZM213 145H214V144H213ZM213 145H211V146H209V147H210V148H211V147L213 148ZM222 145H224V144H222ZM252 145H253V144H252ZM3 146H4V145H3ZM8 146H9V145H8ZM8 146H7V147H8ZM87 146H88V145H87ZM116 146H114V147H116ZM142 146H143V145H142ZM146 146H147V145H146ZM159 146H162V144H160ZM174 146H175V145H174ZM191 146H190V147H191ZM195 146H196V145H195ZM200 146H203V145L200 144ZM205 146H206V145H205ZM0 147H2V145H1ZM4 147H5V146H4ZM4 147H3V148H4ZM7 147L5 148V150L7 149ZM92 147H93V145H92ZM108 147H110V146H108ZM137 147H138V145H137ZM137 147H134V148H136V151H137ZM143 147H144V146H143ZM149 147H150V146H149ZM166 147H168V146H166ZM177 147H179L178 144H177ZM182 147H183V146H182ZM184 147H185V146H184ZM193 147H194V146H193ZM196 147H197V146H196ZM207 147H208V146H207ZM260 147H261V146H260ZM90 148H91V147H90ZM127 148H128V147H127ZM130 148H131V147H130ZM138 148H139V147H138ZM152 148H153V146H152ZM162 148H163V147H162ZM169 148H170V147H169ZM174 148H176V147H174ZM198 148H199V150L201 149L199 146H198ZM210 148H209V149H210ZM214 148H217V146L214 145ZM214 148H213V150H214L213 152H214V154H216V152H215L216 150H215ZM115 149H117L116 151L119 152V148H115ZM115 149H114V151H115ZM132 149H133V147H132ZM146 149L149 150L150 148L146 147ZM171 149H172V148H171ZM178 149H179V148H178ZM178 149H177V151H178ZM181 149H182V148H181ZM181 149H180V151H181ZM186 149H187V148H186ZM186 149H185V150H186ZM188 149L193 150L194 148H193V149L188 148ZM196 149H197V148H196ZM202 149H203V148H202ZM249 149H250V146H249ZM252 149H255V148L253 147ZM134 150H135V149H134ZM134 150H131V151L134 152ZM140 150H141V149H140ZM140 150H139V151H140ZM154 150H155V149H154ZM156 150H158V145H157ZM156 150H155V151H156ZM250 150H251V149H250ZM122 151H124V149H123ZM122 151L120 150L119 153H120V154H123V153H121ZM125 151H126V149H125ZM128 151H130V150H128ZM144 151H146V150L144 149ZM155 151H154V152H155ZM167 151H168V150H167ZM173 151H176V149H174ZM173 151H172V152H173ZM177 151H176V152H177ZM182 151H183V150H182ZM186 151H187V150H186ZM194 151H195V150H194ZM194 151L192 152V154H193V153L195 154ZM200 151H201V153H202L203 155H202V157H199V158H204L203 156H205V154L203 153V151H205V147H204L203 150H200ZM200 151H199V153H200ZM251 151H252V150H251ZM251 151H250V152H251ZM254 151H255V150H254ZM90 152H91V151H90ZM147 152H148V151H147ZM157 152H158V151H157ZM159 152H160V151H159ZM159 152H158V153H159ZM170 152H171V150H170ZM188 152H189V151H188ZM124 153H127L128 156L130 155L129 158H132V157H131V153H132V152H130V154H129V152L126 151V152H124ZM137 153H138V155H139V152H137ZM137 153H135V154H137ZM158 153H156V154H158ZM160 153H162V152H160ZM178 153H179V152H178ZM182 153H183V152H182ZM190 153H191V151H190ZM196 153L199 154L198 151H196ZM201 153H200V154H201ZM254 153H255V152H254ZM127 154H126V156H125V154H123V156L128 157ZM135 154H134V155H135ZM146 154H148V153H146ZM153 154H155V153H153ZM162 154H164V153H162ZM162 154H161V155H162ZM168 154H169V153H168ZM170 154H172V153H170ZM192 154H191L190 156H193ZM209 154H210V153H209ZM209 154H207V155H208V158H209V156H210L212 153H211L210 155H209ZM19 155H20V154H19ZM118 155H119V154H117V156H118ZM148 155H149V154H148ZM148 155H147V156H148ZM150 155H151V154H150ZM172 155H174V154H172ZM172 155H171V156H172ZM178 155H179V154H178ZM181 155H182V154H180L179 156H181ZM188 155H189V154H188ZM188 155H187V156H188ZM216 155H217V154H216ZM216 155H212L211 158H214L213 156H216ZM253 155H256V154H253ZM153 156H154V155H153ZM155 156H156V155H155ZM162 156H163V155H162ZM167 156L169 157V155H167ZM176 156H177V155H176ZM176 156L174 155L173 157H176ZM184 156H185V155H184ZM199 156H200V155H199ZM120 157H122V156H120ZM125 157H124V159H125ZM137 157H138V156H137ZM141 157H142V156H141ZM151 157H152V155H151ZM151 157H150V158H151ZM158 157H159V155H158ZM195 157H197V156L195 155ZM195 157H192V159L195 158ZM216 157H217V156H216ZM216 157H215L214 159H216ZM150 158H149V160H150ZM155 158H157V157H155ZM176 158H178L177 160H179V157H176ZM176 158H173V159H176ZM190 158H191V157H190ZM255 158H256V157H255ZM255 158H254V159H255ZM1 159H2V158H0V160H1ZM120 159H121V158H120ZM142 159H144V158H142ZM153 159H154V158L152 157V160H153ZM159 159H160V157H159ZM159 159H157V160L154 159V160H155V162L160 163V166L162 167V166H163V165H161L162 162H158ZM169 159H171V157H169ZM182 159H183V157H182V158L180 157V160H179L178 163H180V162L183 163L184 161H182ZM205 159H206V158H205ZM209 159H210V158H209ZM3 160H4V159H3ZM14 160H15V158H14ZM121 160H122V159H121ZM125 160H126V159H125ZM125 160H123V161H125ZM127 160H129V161H128L129 163H132V162H133V160H132V162H131V161H130L131 159H128V158H127ZM127 160H126V161H127ZM134 160H135V158H134ZM138 160H139V159H137L134 163H137ZM144 160H145V159H144ZM152 160H151V161H152ZM177 160H176V161H177ZM200 160H201V159H200ZM212 160H213V159H212ZM223 160H224V159H223ZM170 161H171V160H170ZM172 161H173V160H172ZM174 161H175V160H174ZM186 161H187L186 164L188 165V160L186 159ZM197 161H198V159H197ZM202 161H203V160H202ZM206 161H207V160H205V162H204V161H203V162L206 163ZM209 161H210V160H209ZM217 161H218V158H217ZM217 161H216V162H217ZM219 161L221 162L222 159L220 158ZM128 162H127V163H128ZM139 162H140V161H139ZM127 163H126V165L129 166V167H132V166L134 165V164H130V165H131V166H130V165H128ZM140 163H141V162H140ZM140 163H139V164H140ZM143 163H145V162L142 161L141 165H143ZM149 163H150V162H149ZM182 163H181V164H182ZM190 163H191V162H190ZM193 163L195 164V159H194V162H193ZM210 163H212V162L210 161ZM210 163H209V164L207 163V164L210 165ZM139 164H138V165H139ZM153 164H154V163H153ZM183 164H184V163H183ZM217 164H218V163H217ZM219 164H222V162L219 163ZM123 165H124V164H123ZM126 165H125V166H126ZM146 165H147V164H146ZM146 165H145V167H146ZM149 165H150V164H149ZM149 165H147V166H149ZM189 165H190V164H189ZM204 165H205V164H204ZM208 165H207V166H208ZM61 166H62V164H61ZM127 166H126V167H127ZM151 166H152V164H151ZM151 166H150V167H151ZM160 166H159V168H160ZM212 166H213V165H212ZM215 166H216V164H215ZM0 167H1V166H0ZM126 167H125V168L123 167V168H124V169H127ZM129 167H128V168H129ZM137 167H138V166H137ZM195 167H196V166H195ZM61 168H62V167H61ZM64 168H65V167H64ZM123 168H122V169H123ZM133 168H135V167L133 166ZM139 168H140V165H139ZM141 168H142V167H141ZM141 168H140V169H141ZM143 168H144V166H143ZM143 168L141 169V170H142L141 173L146 174V171H148V170H146L147 167L144 168L146 171H144ZM148 168H149V167H148ZM153 168L155 169V170L153 169V170L155 171V172H154V173H155L154 175L158 176V175H157L158 169H156L154 166H153ZM157 168H158V167H157ZM196 168H197V167H196ZM196 168H195V169H196ZM205 168H207V167H205ZM208 168H209V167H208ZM208 168H207L206 170H207L208 173H209L210 170H208ZM211 168H212V167L210 166V169H211ZM129 169H131V168H129ZM129 169H127V170H129ZM140 169H139V173H140ZM189 169H191V167H190ZM213 169H214V168H213ZM60 170H61V169H60ZM75 170H76V169H74V171H75ZM156 170H157V172H156ZM160 170H161V168L159 169V172H160ZM193 170H194V169H193ZM193 170H192V171H193ZM216 170H217V169H216ZM216 170H215V171H216ZM56 171H57V170H56ZM69 171L71 172V169H70ZM69 171H68V172H69ZM76 171L80 172L79 170H76ZM123 171L126 172L125 170H123ZM143 171H144L145 173H144ZM207 171H206V172H207ZM213 171H214V170H213ZM0 172H1V171H0ZM3 172H4V171H3ZM57 172H58V171H57ZM60 172H61V173L64 172L63 174H64V175H67V174H65V171H63V172L60 171ZM66 172H67V171H66ZM78 172H75V173H77L76 175H77L78 177H80V175H78V174L81 173V177H82V174H83L82 171H81L80 173H78ZM85 172L87 173L86 176H88V172H87V170H85ZM85 172H84V173H85ZM130 172H131V171H130ZM150 172H152V171H150ZM194 172H195V171H194ZM202 172H203V171H202ZM206 172H205V173H206ZM91 173H92V172H91ZM122 173H123V172H122ZM122 173L120 172V175H121ZM152 173H153V172H152ZM199 173H200V172H199ZM8 174H10V173H8ZM8 174H6V175H8ZM70 174H71V175H74V173H70ZM92 174H94V173H92ZM123 174H124V173H123ZM127 174H129L128 171L126 172L125 175H127ZM131 174H132V173H131ZM131 174H130V175H131ZM136 174H137V173H136ZM160 174H162V173L160 172ZM187 174H188V173H187ZM4 175H5V174H4ZM44 175H45V174H44ZM56 175H57V174H56ZM64 175H63V176H64ZM71 175H69V176H71ZM84 175H85V174H83V176H84ZM89 175H91V174H89ZM94 175H96V174H94ZM117 175L120 176L119 174H117ZM125 175H122V176L126 177ZM154 175H153V176H154ZM162 175H163V174H162ZM162 175H161V176H162ZM200 175H201V173H200ZM10 176H12V174H11ZM37 176H38V174H37ZM39 176H40V175H39ZM57 176H59V175H57ZM86 176H85V178H86ZM92 176H93V175H92ZM92 176H91V177H92ZM122 176H120V177H122ZM128 176H129V175H128ZM128 176H127L126 179L129 180L130 177L128 178ZM132 176H133V177H132ZM134 176H135V174H132V175H131V178H133V179L135 180L136 177L134 178ZM140 176H141V174H140ZM150 176H152V174H150ZM161 176H160V178H161ZM187 176H188V175H187ZM190 176H191V174H190ZM75 177H76V176H75ZM78 177L75 178V179H78ZM93 177H94V176H93ZM137 177H138V176H137ZM141 177H142V176H141ZM141 177L139 178L140 180H142V179L144 178V179H143L144 182H147V181H148V180H146V179H147L146 176H143L142 179H141ZM148 177H149V176H148ZM154 177H155V176H154ZM171 177H172V176H171ZM2 178H3V177H1V179H2ZM44 178H45V177H44ZM61 178H62V177H61ZM64 178H65V177H64ZM73 178H74V177H73ZM87 178H88V179H87ZM87 178H86L87 180L92 179V178H90V177H87ZM150 178H153V177H150ZM150 178H149V180H150ZM158 178H159V177H158ZM173 178H174V176H173ZM191 178H193V176H192ZM197 178H198V177H197ZM3 179H4V181H5V178H3ZM68 179H72V178H71V177H70V178L68 177ZM75 179H74V181H75ZM83 179H84V178H83ZM133 179H131V181H133ZM174 179H175V178H174ZM187 179H188V178H187ZM211 179H213V178H211ZM63 180H64V179H63ZM79 180H80V178L78 179L77 183L79 182ZM87 180L84 181V183H83L82 180H81V183L79 182L78 184H76L77 189H78V188L80 189V187H81L80 184H82V183L85 184L84 186H86V187H85V191L88 190V189H90V187L92 186V184L89 183V182H92L93 179H92V181L89 180V182H88ZM128 180H127V181H128ZM140 180H139V181H140ZM145 180H146V181H145ZM157 180H158V179H157ZM161 180H162V179H161ZM182 180H183V179H182ZM185 180H186V179H185ZM185 180H184V181H185ZM189 180L192 182L191 179H189ZM194 180H195V179H194ZM0 181H1V180H0ZM2 181H3V180H2ZM4 181H3V184H4V183L6 184V183H7V180H6L5 182H4ZM64 181H65V180H64ZM71 181H72V180H71ZM139 181H138L137 183L134 182V181H133V182H130V181H129L128 183H135V184H137V185H131V186H134V187H135V186H138V185L141 186L140 184H138ZM177 181H179L178 178H177ZM180 181H181V179H180ZM184 181H181V182H184ZM187 181H188V180H187ZM187 181H185V183H186ZM200 181H202V180H200ZM209 181H211V180H209ZM212 181H214V179H213ZM212 181H211V182H212ZM86 182H87V183H86ZM172 182H173V181H172ZM172 182H171V183H172ZM175 182H176V181H175ZM175 182H174V183H175ZM191 182H189V184H190ZM194 182H196V180L193 181V183H194ZM198 182H199V181H198ZM204 182H205V181H204ZM214 182H215V181H214ZM94 183H95V181H94ZM128 183H125V184L123 185V186L126 185V189H128V187L130 186V184H128ZM140 183H143V182H140ZM147 183H148V182H147ZM178 183H179V182H178ZM185 183H184V184H185ZM200 183H201V182H200ZM200 183H196V184H200ZM206 183H207V182H206ZM1 184H2V183H0V185H1ZM57 184H60V183L58 182ZM63 184H64V183H63ZM65 184H66V182H65ZM68 184H71V182L68 183ZM73 184H74V183H73ZM83 184H82V189H80V190L78 189V190H79L78 194H83V192H84ZM127 184H128V187H127ZM172 184H173V183H172ZM175 184H176V183H175ZM184 184H183V185H184ZM191 184H192V183H191ZM196 184H195V186H196ZM207 184H208V185H211V184H213V182L210 183V184H209V183H207ZM207 184L204 183V185H206V186H204L205 188L208 186ZM216 184H217V183H215V186H217V187H216V188H215V186L213 187V188L217 189V190L215 191L216 193L214 192V190H213V188H212L214 194L220 196L219 194H217V193H218L217 191L220 190L221 195H223L224 193H222V189H220V187L218 186L219 184H218V185H216ZM7 185H8V184H7ZM9 185H10V184H9ZM60 185L62 186V184H60ZM60 185H58V186L56 185V187H59V188H60ZM78 185H79V186H78ZM88 185H91V186L88 187ZM93 185H94V184H93ZM95 185H96V184H95ZM177 185H178V184H177ZM179 185H180V184H179ZM183 185H182V187H183ZM193 185H194V184H193ZM213 185H214V184H213ZM213 185H211V186H213ZM66 186H67V184H66ZM66 186H65V187H66ZM74 186H75V185H74ZM96 186L99 187L98 184H97ZM123 186H122V188L120 189L121 191H122V189H123V191H124V187H123ZM131 186H130V187H131ZM142 186H147V185H146V183H143ZM191 186H192V185H191ZM195 186H193V188H195ZM202 186H203V184L201 185V187H202ZM211 186H209V187L206 188V189L209 190ZM1 187H2V186H0V188H1ZM4 187H5V185H4ZM8 187H9V186H8ZM68 187H69V186H68ZM71 187H73V186L71 185ZM87 187H88V188H87ZM92 187H93V186H92ZM147 187H148V186H147ZM177 187H178V186H177ZM179 187H181V186H179ZM179 187H178V188H179ZM186 187H190V186L188 185V186H186ZM186 187H185V188H186ZM198 187H199V185H198ZM201 187H199L197 191H199V189H200ZM218 187H219V189H218ZM6 188H7V187H6ZM6 188H5V191H6ZM63 188H64V186H63ZM99 188H100V187H99ZM135 188L139 189L140 187H139V188H138V187H135ZM148 188H151V187H148ZM168 188H169V187L165 188V190H167V192H169V191H168ZM185 188H184V189H185ZM202 188H203V187H202ZM205 188H204V189H205ZM3 189H4V188H3ZM12 189H13V188H9V190H12ZM61 189H62V188H61ZM74 189H76V188L74 187ZM91 189H92V188H91ZM91 189H90V190H91ZM126 189H125V190H126ZM130 189H131V188H130ZM130 189L127 190V191H128V194H130V195L127 194V196L130 197V196L133 195L132 197L137 196V197L139 198L138 195H140V192L137 193L138 195H137V194H136V195H135V194H131L132 192H135V193H136V191L138 192V190L135 191V189L133 188V191H131L132 189H131V190H130ZM152 189L155 191L154 188H152ZM170 189H171V190H170ZM173 189H174V188H173ZM196 189H197V188H196ZM196 189H195V190H196ZM64 190H65V189H64ZM67 190H68V189H67ZM69 190H71V189H69ZM69 190H68V192H69ZM93 190H96V187H95V188L93 187L92 191H93ZM139 190H140V189H139ZM146 190H148V189L146 188L145 190H144V189L142 190V188H141V195H143L144 197H146V196L144 195V192H145ZM149 190H150V189H149ZM149 190H148V191H149ZM169 190H170L171 193H172V188H169ZM177 190H178V189H177ZM182 190H183V189H182ZM187 190H188V189H187ZM187 190H185V192H186ZM189 190H190V188H189ZM191 190H192V189H191ZM195 190H193V191H195ZM201 190H203V189H201ZM201 190H200V191H201ZM208 190H206V191H208ZM210 190H211V189H210ZM3 191H4V190H3ZM76 191H77V190H75V191H73V192H74V193H77ZM82 191H83V192H82ZM88 191H89V190H88ZM88 191H87V192H84V193L88 194L89 197H90L91 194H92V196H93V193H96V192H93V193L90 194V192H92V191H90L89 193H88ZM121 191H120V193H123V195H125L126 192H121ZM129 191H130V192H129ZM142 191H144V192H142ZM148 191H146L147 193H145V194H148V197L150 196V197H149V198H150L149 200H152V198H153L152 196L155 195V194L157 193V191H156V192H154V191H150L151 194L154 192L153 195H150V193H148ZM175 191H176V188H175L174 192H175ZM180 191H181V189H180ZM183 191H184V190H183ZM6 192L8 193V191H6ZM6 192H5V193H6ZM64 192H65V191H64ZM73 192L71 191L72 194H73ZM81 192H82V193H81ZM160 192H161V191H160ZM174 192H173V193H174ZM178 192H179V191H178ZM185 192H184V193H185ZM202 192H203V191H202ZM204 192H205V190H204ZM223 192H224V191H223ZM5 193H4V194H5ZM71 193H70V195H71ZM142 193H143V194H142ZM165 193H166V191H165ZM175 193H176V192H175ZM181 193H183V192H181ZM189 193H190V192H189ZM206 193H207V198H208V200H209V197H210V196L208 197V194H209V193H212V192L208 191V192H206ZM206 193H204L203 196H205ZM2 194H3V193H2ZM4 194H3V195H4ZM8 194H9V193H8ZM11 194H12V193H11ZM15 194H17V193H15ZM32 194H33V193H32ZM66 194H67V193H65V195H66ZM158 194H159V193H158ZM197 194H198V193H197ZM68 195H69V193H68ZM76 195H77V194H76ZM76 195H75V196H76ZM161 195L163 196L164 194H161ZM174 195H175V194H174ZM185 195H186V194H185ZM200 195L202 196V193H201V192H200V194L197 195V196L201 197ZM209 195H212V194H209ZM227 195H228V194H226V197H227ZM71 196H72V195H71ZM78 196H79L81 199H83L81 195H78ZM85 196H86V195H85ZM168 196H169V195H166V197H168ZM176 196H177V195H176ZM180 196H182V195H180ZM180 196H179V194H178V197H180ZM223 196H224V195H223ZM16 197H17V195H16ZM63 197L66 198V196H63ZM63 197L60 196V198H63ZM140 197L142 198V196H140ZM148 197H147V198H148ZM164 197H165V196H163L162 198H164ZM173 197H175V196H173ZM178 197H176V198H178ZM199 197H197V198H199ZM212 197H213V196H212ZM220 197H222V196H220ZM220 197H219V198H220ZM0 198H1V197H0ZM13 198H14V196H13ZM17 198H18V197H17ZM17 198H16V200H18ZM20 198H21V197H20ZM65 198H63V200H64ZM72 198H74V197H72ZM75 198H76V200H77V199H78V200H81L80 198H77V197H75ZM85 198H86V197H85ZM98 198H99V197H98ZM98 198H97V199H98ZM125 198H126V199H131V198H128V197H126V196H125ZM141 198H139V199H137V200H140ZM154 198H155V200H156V199H157V196L155 195ZM176 198H174V199H176ZM183 198H184V199H182V198H181V199H182V201H183V203H184V200L187 198V195H186V198H185V196H184ZM202 198H204V197H202ZM207 198H206V196H205V199H207ZM216 198H217V196L215 197V199H216ZM222 198H223V197H222ZM11 199H12V198H11ZM11 199H7V200H9V202H10ZM31 199H32V197H31ZM70 199H71V198L69 197V200H70ZM86 199H88L89 201H90V200H91V201L95 200V199L92 200L91 197H90V198L87 197ZM123 199H124V197H123ZM133 199H134V198H133ZM135 199H136V197H135ZM142 199H143V198H142ZM144 199H145V198H144ZM144 199H143V200H144ZM169 199L171 200V196H169ZM169 199H166V200H169ZM205 199H204V200H205ZM215 199H214L213 201H215ZM231 199H232V196H231ZM231 199H230V201H231ZM63 200H62V202H63ZM78 200H77V201H78ZM84 200H85V199H84ZM155 200H152V201H154V202L156 203L159 199L156 200V201H155ZM161 200H163V199H161ZM172 200H173V199H172ZM179 200H180V198H178V203H180ZM223 200H224V199H223ZM227 200H229V199L227 198ZM18 201H19V200H18ZM96 201H97V200H95V201H93V202H91V203L87 201V202H88V204H87L88 207H89L90 209L92 208V209H91V212H92L93 210H95V208H96V207H95V204H94V207H91V206L93 205L94 202L96 203ZM98 201L100 202V198H99ZM98 201H97V202H98ZM124 201H126V200L124 199ZM127 201H128V200H127ZM130 201H131V200H130ZM135 201H136V200H135ZM145 201L147 202L148 200L146 199ZM159 201H160V200H159ZM163 201L165 202L166 207H167V205H168L167 203H168V202L166 203L165 200H163ZM180 201H181V200H180ZM182 201H181V206L184 205V204L182 205ZM186 201H187V200H186ZM200 201H201V198H200ZM206 201H207V200H206ZM216 201H217V200H216ZM216 201H215V202H216ZM219 201H222V199L219 200ZM230 201H229V202H230ZM23 202H24V201H23ZM28 202H29V201H28ZM35 202H36V201H34V202L32 201V203H35ZM40 202H41V201H39V204H40ZM67 202H68V200L66 201V203H67ZM69 202H71V204H73L72 206H74V205L76 206V204H77V203L75 204V201L72 202V200L69 201ZM78 202H79V201H78ZM80 202H81V201H80ZM80 202H79V203H80ZM82 202H83V201H82ZM85 202H86V200H85ZM141 202H142V201H141ZM148 202H149V201H148ZM154 202H152V204L155 205ZM160 202H161V201H160ZM188 202H189V201H188ZM210 202H211V201H210ZM217 202H218V201H217ZM226 202H227V205H228L229 202H228V201H226ZM0 203H1V202H0ZM29 203H30V202H29ZM41 203H42V202H41ZM64 203H65V201H64ZM64 203H62V204L64 205ZM127 203H128V202H127ZM131 203L133 204V201H131ZM144 203H145V202H144ZM185 203H186V202H185ZM221 203H224V202H221ZM221 203H219V204H221ZM231 203H232V201H231ZM233 203H234V202H233ZM36 204H37V203H36ZM81 204H82V203H81ZM81 204H78V205H81ZM91 204H92V205H91ZM96 204H97V203H96ZM125 204H126V203H125ZM136 204H138V203L136 202ZM142 204H143V203H142ZM145 204H146V203H145ZM156 204H157V203H156ZM201 204H202V203H201ZM207 204L209 205V202H207ZM207 204H206V205H207ZM213 204H214V203H213ZM215 204H216V203H215ZM215 204L212 206L213 210H214L215 207H216ZM229 204H230V203H229ZM234 204H235V203H234ZM27 205H28V204H27ZM40 205H41V204H40ZM63 205H62V206H63ZM68 205H70V203H69V204H66V207H67L68 210H69V207H71V206H68ZM82 205L84 206V204H82ZM87 205H86V206H87ZM90 205H91V206H90ZM140 205H141V203H140ZM148 205H149V204H148ZM162 205H163V207H164V204H162ZM162 205H161V206H162ZM211 205H212V203H211ZM211 205H210V209H211ZM227 205H226V206H227ZM230 205H231V204H230ZM31 206H33V208H34V206H36V205H31ZM62 206H61V208H62ZM128 206H129V205H128ZM133 206H134V205H133ZM142 206L145 207L146 205H145V206L142 205ZM150 206H152V205H150ZM158 206H159V205H158ZM169 206H170V205H169ZM169 206H168V207H169ZM226 206L223 205V207H222V205H221L222 208H226ZM231 206H232V205H231ZM233 206H234V205H233ZM6 207H7V206H6ZM19 207H20V206H19ZM24 207H25V206H24ZM37 207H39V206L37 205L34 209H37ZM42 207H44V206L41 205L39 208L41 209ZM76 207H77V206H76ZM79 207H80V206H79ZM79 207H78V209H79ZM131 207H132V206H131ZM138 207H139V205H138ZM138 207L136 206V208H138ZM153 207H155V206H153ZM168 207H167V210H170V209H168ZM206 207H207V206H206ZM219 207H220V205H219ZM219 207H218V208L216 207V208L219 210ZM229 207H230V206H229ZM234 207H235V206H234ZM26 208H27V207H26ZM28 208H29V207H28ZM30 208H32V207H30ZM83 208H85V207H83ZM83 208L81 207L80 209L83 210ZM89 208L85 209V211H86V212L88 211V213L90 212V211H89ZM93 208H94V209H93ZM128 208H129V207H128ZM156 208H157V206H156ZM159 208H160V207H159ZM161 208H162V207H161ZM181 208H182V207H181ZM207 208H208V207H207ZM236 208H237V207H236ZM10 209H11V208H10ZM62 209H63V208H62ZM162 209H163V208H162ZM210 209H209V210H210ZM220 209H221V208H220ZM232 209H233V208H232ZM30 210H31V209H30ZM30 210H29V211H30ZM37 210H38V209H37ZM42 210H43V208H42ZM64 210H65V209H64ZM103 210H104V209H103ZM103 210H102V212H103ZM130 210H131V209H130ZM135 210H136V211H135V212H136L135 214H139V213H137V209H135ZM143 210H144V209H143ZM164 210H165V209H164ZM230 210H231V209H230ZM21 211H22V210H21ZM33 211H34V210H33ZM39 211H40V212H39ZM58 211L61 212V213L65 212V211L62 212V210L60 211V209H59ZM95 211H96V210H95ZM95 211H93V214L96 213ZM105 211H107V209H105ZM131 211H132V210H131ZM133 211H134V210H133ZM138 211H139V209H138ZM210 211H212V209H211ZM219 211L222 212V210H219ZM224 211H226V210H223V212H224ZM227 211H228V210H227ZM38 212L41 213V210H38L37 213H38ZM82 212L84 213V217H87V219L85 218L84 220H85V221H86V220H87V221L89 220V226L91 227L92 222H90V221H92V220H91V218H90V219L88 218V215H89V214H88V213L85 214L84 211H82ZM91 212H90V213H91ZM94 212H95V213H94ZM213 212H214V211H213ZM228 212H229V211H228ZM236 212H238V211H236ZM30 213H31V212H29L28 214H30ZM32 213L34 214V212H32ZM83 213H82V215H83ZM107 213L109 214V211H107ZM110 213H111V212H110ZM140 213H141V212H140ZM217 213H218V212H216V214H217ZM238 213H239V212H238ZM12 214H13V212H12ZM21 214H22V216H25V215H26L24 212H21V213L18 214V215L21 216ZM23 214H25V215H23ZM33 214H31V215H33ZM35 214H36V213H35ZM87 214H88V215H87ZM216 214H215V215L213 214V215H214V216H217ZM218 214H219V213H218ZM85 215H87V216H85ZM105 215H106V213H105ZM219 215H220V214H219ZM233 215H234V214H233ZM19 216H17L19 220H21V219L26 220V219H24L25 217L20 219ZM29 216H30V215H29ZM29 216H28V217H29ZM61 216H62V215H61ZM61 216H60V217H61ZM89 216L92 217V216H94V215L91 214V215H89ZM131 216L134 217V214L131 215ZM135 216H136V215H135ZM191 216H193V215H191ZM194 216L197 217V215H195V214H194ZM214 216H213V219L215 218ZM227 216H228V215H226V216H224V217H227ZM237 216H238V215H237ZM12 217H13V216H12ZM30 217L32 218V216H30ZM60 217L58 218L59 220H60L62 217H67V215L65 216V214H64V216H62L61 218H60ZM184 217H186V215H184ZM220 217H221V216H220ZM220 217H219V218H220ZM228 217H230V216H228ZM0 218H1V217H0ZM7 218H8V217H7ZM14 218H15V217H14ZM67 218H70V217H67ZM67 218H66V219H67ZM72 218L75 219V216H74V217L72 216ZM72 218H71V219H72ZM76 218H77V217H76ZM81 218H82V217H81ZM81 218L78 217L79 220L76 219V221L78 220V222H79ZM187 218H188V217H186L185 219H187ZM191 218H192V217H191ZM216 218L218 219V217H216ZM18 219H16V220H18ZM64 219H65V218H64ZM74 219H73V220H74ZM82 219H83V218H82ZM129 219H132V218L129 217ZM188 219H189V218H188ZM188 219H187V220H188ZM192 219H193V218H192ZM197 219L200 220L201 218L197 217ZM231 219H232V217H231ZM27 220H28V218H27ZM68 220H69V219H68ZM73 220H69L67 223H69L70 221H73ZM183 220H184V218H183ZM195 220H196V219H195ZM195 220H193V221H195ZM206 220H207V219H206ZM206 220H205V222H207ZM214 220H215V219H214ZM61 221H64L63 224L66 223V220H63V218H62ZM189 221H190V220H188L187 223H188ZM191 221H192V220H191ZM191 221H190V222H191ZM201 221H202V220H201ZM209 221H210V220H209ZM218 221H219V219H218ZM220 221H222V220L220 219ZM228 221H229V219H228ZM57 222H58L57 224H58V226H59L60 221H57ZM83 222H84V221H82V223H83ZM184 222H185V224H186V220L183 221V224H184ZM197 222H200V221H197ZM67 223H66L65 225H67ZM73 223H75V222L73 221ZM73 223L71 222L70 225H69V226L67 225V226H68V227H70V226H71V227H75V224H74V226H72ZM90 223H91V224H90ZM102 223H103V222H102ZM108 223H109V222H106V224H108ZM193 223H196V222H193ZM212 223H215V222H211V225L214 226ZM221 223H222V222H221ZM223 223H224V221H223ZM228 223H230V221H229ZM228 223H227V225H228ZM71 224H72V225H71ZM79 224H80V222H79ZM83 224L85 225L86 223L84 222ZM109 224H110V223H109ZM189 224H190V223H189ZM191 224H192V223H191ZM191 224H190V226L192 227V225H194V224H192V225H191ZM196 224H197V223H196ZM218 224H219V223H216V226H217ZM230 224H232V223H230ZM230 224L228 225V227L230 226ZM61 225H62V224H61ZM61 225H60V226H61ZM65 225H63V227H67V226H65ZM219 225H220V224H219ZM219 225H218V226H219ZM221 225H222V224H221ZM60 226H59V227H60ZM77 226H78V225H77V223H76V227H77ZM81 226H82V225H81ZM185 226H186V225H185ZM190 226H189V227H190ZM195 226H196V225H195ZM199 226H200V225H199ZM212 226H211L210 228H212ZM63 227L61 228V231H64V230H67V229H68V227H67V229L65 228V229L63 230ZM76 227H75L74 229L77 231L78 227H77V229H76ZM79 227H80V225H79ZM82 227H84V226H82ZM87 227H88V224H87ZM117 227H118V226H117ZM189 227H188V228H189ZM191 227H190V228H191ZM193 227H194V226H193ZM193 227H192V228H193ZM223 227H226V229H227L226 224H224ZM52 228H53V227H51V229H52ZM84 228H86V227H84ZM125 228H127V227H125ZM51 229H50V230H51ZM59 229H60V228H58V231H59ZM71 229H72V228H71ZM79 229H80V228H79ZM87 229H88V228H87ZM118 229H119V227H118ZM127 229H130V227L127 228ZM127 229H126V230H127ZM181 229H182V228H181ZM216 229H217V228H216ZM53 230L55 231V227L53 228ZM75 230H73V231H75ZM81 230L84 231V230H86V229H83V228H82ZM120 230H121V229H120ZM183 230H184V229H183ZM185 230H187V229L185 228ZM209 230H210V229H209ZM73 231H72V232H70V230L68 231V232L71 233V234H70V237L73 238V237H74V233H75V235L77 234L76 238H77L78 236H80L79 238L81 239V234L83 235V231H82V232L80 231L81 233L78 231V232L80 233V235H78V233H77L76 231L73 233ZM116 231H118V230H116ZM52 232H53V231H52ZM55 232H57V230H56ZM55 232H54V233H55ZM59 232H60V231H59ZM64 232H65V231H64ZM88 232H89V231H87V232L85 231V233H87V236H91V235L89 234L90 232H89V233H88ZM121 232H122V231H119V233H121ZM177 232H178V230H177ZM177 232H176V233H177ZM180 232H181V231H180ZM183 232H185V231H183ZM220 232H221V230H220ZM61 233H62V232H61ZM66 233H67V231H66ZM66 233H65V234H66ZM72 233H73V234H72ZM85 233H84V235H85ZM173 233H175V232H171V234H173ZM181 233H182V232H181ZM62 234H63V233H62ZM182 234H183V233H182ZM182 234H181V235H182ZM188 234H189V233H188ZM13 235H15V234H13ZM13 235L10 234V237H13ZM72 235H73V236H72ZM109 235L112 236V235H114V233H112V234L110 233V234H108V236H109ZM179 235H180V234H178V236H179ZM189 235H190V234H189ZM224 235H225V234H224ZM260 235H261V233H260ZM62 236H64V234H63ZM62 236H60V237H62ZM68 236H69V235H68ZM120 236H121V235H120ZM120 236H119V237H120ZM172 236H177V235H172ZM172 236H171V237H172ZM16 237H17V236H16ZM60 237L58 236V238H60ZM83 237H84V236H83ZM91 237H92V236H91ZM91 237H90V238H91ZM117 237H118V235H117ZM181 237H185V235H184V236H181ZM14 238H15V237H14ZM14 238H13V239H14ZM56 238H57V237H56ZM56 238H54L53 241H54V240L57 241L58 238H57V240H56ZM63 238H64V237H63ZM74 238H75V237H74ZM74 238H73V240L77 243L76 240H78V238H77V239H74ZM93 238H94V237H93ZM115 238H116V237H115ZM173 238H174V237H173ZM175 238H176V237H175ZM178 238H179V237H178ZM9 239H10V238H9ZM11 239H12V238H11ZM15 239H16V238H15ZM25 239H26V238H25ZM61 239H62V238H61ZM61 239H60V240H61ZM83 239H84V238H83ZM83 239H81V240H83ZM85 239H87V238H85ZM105 239H106V238H105ZM105 239H104V240H105ZM109 239H110V238H109ZM117 239H118V238H117ZM171 239H172V238H171ZM171 239H170V240H171ZM180 239H181V238H180ZM62 240H65V238L62 239ZM66 240H67V235H66ZM81 240H80V242H81ZM100 240H101V242L103 241L102 239H100ZM100 240H99V241H100ZM111 240H112V239H111ZM113 240L116 241V239H113ZM170 240H169V241H170ZM172 240H173V239H172ZM174 240H175V239H174ZM176 240H178V239H176ZM183 240H184V238H183ZM24 241H25V240H24ZM27 241H28V240L26 239V243H27ZM48 241H49V239H48L47 241L45 240L46 243H47ZM55 241H54V242H55ZM67 241H68V240H67ZM67 241H66V242H67ZM93 241H94V240H93ZM99 241H98V242H99ZM108 241H109V240H108ZM164 241H165V240H164ZM164 241H163V242H164ZM166 241H168V239H167ZM181 241H182V239H181ZM22 242H23V241H22ZM54 242H50V243L48 242V243H49V244L53 243V244H54L53 246H58V244L55 242V243L57 244V245H56ZM57 242H58V241H57ZM69 242H71V241H69ZM95 242H96V240H95ZM105 242H106V241H105ZM105 242H104V243H105ZM113 242H114V241H112V243H113ZM187 242H188V241H187ZM19 243H20V246H19V247H23V246H24V245H23V246L21 245V242H19ZM24 243H25V242H24ZM26 243H25V244H26ZM59 243H60V242H59ZM87 243H88V240H87L86 244L84 243V240H83V245H84V247H85V245H87ZM116 243H117V242H116ZM161 243H162V242H161ZM172 243H174V242L172 241ZM249 243H252V242H249ZM22 244H23V243H22ZM77 244H78V243H77ZM99 244H102V243H99ZM108 244H109V243H107L106 245H108ZM117 244H118V243H117ZM159 244H160V243H159ZM159 244H158V245H159ZM162 244H163V243H162ZM183 244H184V243H183ZM186 244H187V243H186ZM236 244H237V243H236ZM239 244H240V243H239ZM241 244H242V243H241ZM257 244H258V243H257ZM257 244H256V245H257ZM27 245H29V244H27ZM44 245H45L46 247L48 246V245L45 244V243H44ZM68 245H70V243H69ZM79 245H81V244H79ZM83 245H81V246H83ZM89 245H90V244H89ZM160 245H161V244H160ZM160 245H159L158 248H160ZM7 246H8V245H7ZM7 246H6V247H7ZM59 246H60V244H59ZM59 246H58V248L60 249ZM61 246H63V245H61ZM71 246H73V245H71ZM76 246H77V245H76ZM92 246H93V245H92ZM110 246L113 247V245H110ZM110 246H109V247H110ZM247 246H248V245H247ZM1 247H2V246H1ZM4 247H5V246H4ZM68 247H69V246H68ZM68 247H67V248H68ZM77 247H78V246H77ZM79 247H80V246H79ZM86 247H87V246H86ZM104 247H105V246H104ZM117 247H118V246H117ZM162 247H163V245H162ZM240 247H241V246H240ZM245 247H246V246H245ZM8 248H9V247H8ZM25 248H28V246H25ZM43 248H45V247H43ZM51 248H52V247L50 246V250H51ZM63 248H64V246H63ZM69 248H70V247H69ZM88 248H89V246H88ZM91 248H92V247H91ZM212 248H213V246H212ZM256 248H257V247H256ZM2 249H3V248H2ZM6 249H7V248H6ZM6 249H5V250H6ZM9 249H10V248H9ZM11 249H12V248H11ZM23 249H24V248H23ZM48 249H49V248H48ZM53 249H55V248H53ZM53 249H52V250H53ZM76 249H77V248H76ZM78 249H79V248H78ZM82 249H83V247H82ZM85 249H86V248H84V250H85ZM102 249H103V248H102ZM104 249H105V248H104ZM106 249H107V248H106ZM113 249H114V248H113ZM115 249H117V248H116V245H115ZM115 249H114V250H115ZM119 249H120V248H119ZM257 249H258V248H257ZM257 249H256V250H257ZM3 250H4V249H3ZM5 250H4V251H5ZM20 250H22V249H20ZM43 250H44V249H43ZM45 250H47V248H46ZM52 250H51V251H52ZM55 250H56V249H55ZM55 250H53V251H55ZM64 250H65V248H64ZM73 250H74V249H73ZM87 250H88V249H87ZM87 250H86V251L80 250V251H82L84 255H85V252H89V251H90L89 253H91V251H92V250H88V251H87ZM94 250H95V249H94ZM96 250H97V248H96ZM114 250H113V252H114ZM117 250H118V249H117ZM206 250H207V249H206ZM261 250H262V249H261ZM1 251H2V250H1ZM1 251H0V252H1ZM24 251L27 252L26 249H24ZM24 251H23V252H24ZM28 251H29V250H28ZM57 251H58V250H57ZM71 251H72V250H71ZM76 251H79V250H76ZM80 251H79L78 253H80ZM108 251H109V248H108ZM125 251H126V250H125ZM202 251H203V250H202ZM258 251H259V250H258ZM2 252H3V251H2ZM5 252H6V251H5ZM5 252H4V253H5ZM7 252H9V254H10V250L7 251ZM13 252L16 253L14 250H13ZM43 252H45V251H43ZM59 252H60V250H59ZM61 252L63 253V250H62ZM105 252H107V251H105ZM109 252L111 253L112 251L110 250ZM119 252H120V251H119ZM122 252H123V251H122ZM160 252H161V251L159 250V253H160ZM216 252H217V251H216ZM263 252H264V249H263ZM14 253H12V254H14ZM27 253H29V252H27ZM27 253H25L26 256H27ZM30 253H31V252H30ZM51 253H52V252H51ZM56 253H57V252H56ZM74 253H75V252H74ZM74 253H73V254H74ZM92 253H93V252H92ZM110 253H109V254H110ZM115 253H116V252H115ZM208 253H209V252H208ZM254 253H255V252H254ZM9 254H8V256H10ZM16 254H17V253H16ZM16 254H15V255H16ZM23 254H24V253H23ZM23 254H22V255H23ZM31 254H33V253H31ZM44 254L46 255V253H44ZM47 254H48V253H47ZM54 254H55V252H54ZM80 254H82V253H80ZM107 254H108V253H107ZM112 254H113V253H112ZM118 254H119V253H118ZM160 254H161V253H160ZM171 254H172V253H171ZM195 254H196V253H195ZM200 254H201V253H200ZM212 254H213V253H212ZM262 254H263V253H262ZM1 255H2V254H1ZM15 255H14V256H15ZM39 255H40V253H39ZM39 255H38V256H39ZM49 255H50V254H49ZM52 255H53V254H52ZM57 255H58V254H57ZM68 255H70V254H68ZM68 255H66V256H68ZM86 255H87V254H86ZM88 255H89V258H90V254H88ZM91 255H92V254H91ZM113 255H114V254H113ZM116 255H117V254H116ZM181 255H182V254H181ZM208 255H210V254H208ZM214 255H215V254H214ZM219 255H220V254H219ZM252 255H253V254H252ZM258 255H259V254H258ZM260 255H261V254H260ZM14 256H13V257H14ZM26 256H25V257H26ZM29 256H30V255H29ZM38 256H37V257H38ZM41 256H42V258H43L44 255H41ZM55 256H56V255H55ZM61 256H64V255H61ZM70 256H73V255H70ZM92 256H93V255H92ZM92 256H91V259H90V260L93 259ZM97 256H99V255H97ZM111 256H112V255H111ZM111 256H110V257H111ZM124 256H125V255H124ZM124 256H123V257H124ZM191 256H193V255H191ZM233 256H236V255H233ZM10 257H11V256H10ZM27 257H28V256H27ZM32 257H33V256L31 255V258H32ZM45 257H46V256H45ZM45 257H44V259H45ZM50 257H51V255H50ZM56 257H57V256H56ZM58 257H60V256L58 255ZM68 257H69V256H68ZM74 257L77 258L76 255H75ZM74 257H73V258H74ZM78 257H79V256H78ZM81 257H82V258H86V256H85V257L81 256ZM93 257H94V256H93ZM95 257H96V256H95ZM116 257H117V256H116ZM123 257H120V258H123ZM125 257H126V256H125ZM125 257H124V259H125ZM174 257H175V256H174ZM182 257H183V256H182ZM194 257H195V256H194ZM228 257H229V256H228ZM263 257H264V256H263ZM1 258H3V257H1ZM29 258H30V257H29ZM42 258H39V259H42ZM46 258H47V257H46ZM52 258H53V256H52ZM61 258L63 259V257H61ZM65 258H66V257H65ZM69 258H70V257H69ZM69 258H68V259H69ZM73 258H72V259H73ZM100 258H101V257H100ZM162 258H163V257H162ZM179 258H180V257H179ZM183 258H184V257H183ZM215 258H216V257H215ZM248 258H249V257H248ZM252 258H253V257H252ZM252 258H250V259H252ZM22 259H23V256H22ZM22 259H21V260H22ZM33 259H34V258H33ZM56 259H58V258H56ZM62 259H61V260H62ZM66 259H67V258H66ZM72 259H70V260L72 261ZM78 259L80 260V258H78ZM87 259H88V257H87ZM112 259H113V258H112ZM126 259H127V258H126ZM189 259H190V258H189ZM197 259H198V258H197ZM206 259H207V258H206ZM206 259H205V260H206ZM228 259H230V258H228ZM246 259H247V258H246ZM256 259H258V258H256ZM256 259H255V260H256ZM262 259H263V258H262ZM10 260H11V259H10ZM13 260H15V258H14ZM18 260H19V259H18ZM21 260H20V261H21ZM25 260H26V259H25ZM47 260H48V259H47ZM50 260H51V261H52V260L55 261V257H54V259H50ZM50 260L48 261V263L50 262ZM81 260H83V259H81ZM90 260L88 259V261H90ZM149 260H151V258H150ZM149 260H148V261H149ZM161 260H162V259H161ZM164 260H165V259H164ZM168 260H169V259H168ZM168 260H167V261H168ZM172 260H173V259H172ZM190 260H192V259H190ZM214 260H215V259H214ZM214 260H213V261H214ZM216 260H217V258H216ZM233 260H234V258H233ZM235 260H236V259H235ZM239 260L241 261L240 258H239ZM239 260H238V261H239ZM44 261H46V259H45ZM58 261H60V260H57V263H58ZM64 261H65V259H64ZM71 261H69L68 264H70ZM75 261H76V259H74V262H75ZM85 261H86V260H85ZM92 261H94V260H92ZM127 261H130V260H127ZM127 261H126V262H127ZM173 261H174V260H173ZM183 261H184V260H183ZM253 261H254V260H253ZM260 261H261V259H260ZM262 261H263V260H262ZM11 262H12V261H11ZM21 262H22V261H21ZM27 262H28V261H27ZM34 262H36V261H34ZM40 262H42V260H41ZM46 262H47V261H46ZM55 262H56V261H55ZM60 262H61V261H60ZM77 262H78V260H77ZM90 262H91V261H90ZM94 262H95V261H94ZM94 262H91V263L96 264V263H94ZM132 262H133V261H132ZM142 262H143V261H142ZM196 262H197V260H196ZM215 262H216V261H215ZM251 262H252V261H251ZM24 263H25V262H24ZM63 263H65V262H63ZM63 263H60V264H63ZM84 263H85V262H84ZM84 263H82V264H84ZM130 263H131V262H130ZM136 263H137V262H136ZM191 263H192V262H191ZM211 263H212V262H211ZM227 263H228V262H227ZM232 263H233V262H232ZM234 263H235V262H234ZM246 263H247V262H246ZM253 263H254V262H253ZM1 264H2V263H1ZM20 264H21V263H20ZM46 264H47V263H46ZM51 264H54V262L51 263ZM72 264H73V262H72ZM76 264H77V263H76ZM87 264H89V262H87ZM124 264H126V263H124ZM133 264H134V263H133ZM139 264H140V261H139ZM142 264H143V263H142ZM165 264H166V263H165ZM169 264H170V263H169ZM181 264H182V263H181ZM189 264H190V263H189ZM196 264H197V263H196ZM213 264H214V263H213ZM248 264H249V263H248ZM250 264H251V263H250ZM259 264H260V263H259Z\"/></svg>", "mask_w": 264, "mask_h": 264}]
</instances>
